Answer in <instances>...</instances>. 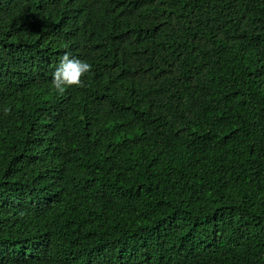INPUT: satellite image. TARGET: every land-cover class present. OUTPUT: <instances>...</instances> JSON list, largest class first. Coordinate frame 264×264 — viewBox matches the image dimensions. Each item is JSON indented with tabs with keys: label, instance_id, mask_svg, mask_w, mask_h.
Wrapping results in <instances>:
<instances>
[{
	"label": "trees",
	"instance_id": "1",
	"mask_svg": "<svg viewBox=\"0 0 264 264\" xmlns=\"http://www.w3.org/2000/svg\"><path fill=\"white\" fill-rule=\"evenodd\" d=\"M0 264H264V0H0Z\"/></svg>",
	"mask_w": 264,
	"mask_h": 264
},
{
	"label": "clouds",
	"instance_id": "2",
	"mask_svg": "<svg viewBox=\"0 0 264 264\" xmlns=\"http://www.w3.org/2000/svg\"><path fill=\"white\" fill-rule=\"evenodd\" d=\"M92 65L86 61L76 58H70L69 54H65L60 61L59 67L54 73L53 87L61 94L66 88L83 87V77L89 74ZM10 111L5 109V113Z\"/></svg>",
	"mask_w": 264,
	"mask_h": 264
}]
</instances>
